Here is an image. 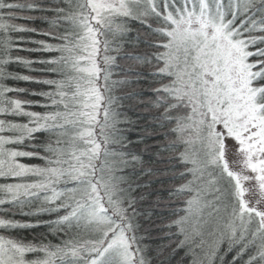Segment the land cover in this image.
Here are the masks:
<instances>
[{
  "label": "snow or ice",
  "instance_id": "snow-or-ice-1",
  "mask_svg": "<svg viewBox=\"0 0 264 264\" xmlns=\"http://www.w3.org/2000/svg\"><path fill=\"white\" fill-rule=\"evenodd\" d=\"M0 264H264V0H0Z\"/></svg>",
  "mask_w": 264,
  "mask_h": 264
},
{
  "label": "trees",
  "instance_id": "trees-1",
  "mask_svg": "<svg viewBox=\"0 0 264 264\" xmlns=\"http://www.w3.org/2000/svg\"><path fill=\"white\" fill-rule=\"evenodd\" d=\"M21 23H23V21H20ZM31 26V25H30ZM33 38H36V39H39L40 37H33ZM21 47H32V45H21ZM19 55H22V56H27L28 54L25 53V52H19L17 53ZM21 71H23V69H19ZM13 86H17V87H24V88H32V87H35L34 85H29L25 82H19L18 84H15ZM22 99H27L29 97H21ZM32 110H39V109H32ZM36 231L40 232V231H45L44 229H37ZM23 235H28L29 237L32 235V233H29V232H25V233H22Z\"/></svg>",
  "mask_w": 264,
  "mask_h": 264
},
{
  "label": "rangeland",
  "instance_id": "rangeland-1",
  "mask_svg": "<svg viewBox=\"0 0 264 264\" xmlns=\"http://www.w3.org/2000/svg\"><path fill=\"white\" fill-rule=\"evenodd\" d=\"M229 160L230 161H233L234 160V157L231 154H229ZM252 195L255 196V195H257V193L254 192Z\"/></svg>",
  "mask_w": 264,
  "mask_h": 264
}]
</instances>
